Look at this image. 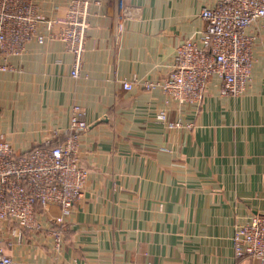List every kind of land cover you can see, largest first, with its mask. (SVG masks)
<instances>
[{"label": "crops", "instance_id": "crops-1", "mask_svg": "<svg viewBox=\"0 0 264 264\" xmlns=\"http://www.w3.org/2000/svg\"><path fill=\"white\" fill-rule=\"evenodd\" d=\"M71 1L32 4L62 21ZM85 1L77 77L73 56L46 26L0 71V138L15 150L62 143L73 106L89 124L78 141L87 176L58 223L60 249L48 231L17 237L5 226V253L18 264H262L236 258L233 236L264 214V22L246 29L252 66L241 95H222L212 76L200 102L179 104L156 83L180 42L200 45V10L216 0ZM133 79L154 87L123 90ZM58 215L51 205L38 220L47 225Z\"/></svg>", "mask_w": 264, "mask_h": 264}, {"label": "built area", "instance_id": "built-area-1", "mask_svg": "<svg viewBox=\"0 0 264 264\" xmlns=\"http://www.w3.org/2000/svg\"><path fill=\"white\" fill-rule=\"evenodd\" d=\"M6 5L11 7L10 13H4ZM31 5L32 0H0V71L7 69L9 54L22 50L25 39L32 35L41 39L34 30H28L27 16L38 15L12 11L31 9ZM199 15L206 23L200 45L192 38L180 42L169 72L156 83L168 101L200 102L211 76L218 78L222 95L238 96L249 79L253 35L246 29L264 22V0H216L211 6L202 7ZM24 30L27 32L22 33ZM73 35L63 33L64 38ZM76 37L70 50L74 54L70 76L74 78L78 76L82 53L78 34ZM137 86L150 89L154 84L137 79L121 82L126 91ZM157 118L165 121L167 117L159 112ZM88 125L81 110L73 106L68 135L60 144L50 145L49 139H45L39 145L17 151L0 138V264H18L5 253L2 244L5 226L11 227V234L17 237L23 231H48L54 249H60L63 232L58 223L75 208L87 176L79 161L78 141ZM51 205L59 208V215L42 225L38 218L46 216ZM233 250L238 259L251 257L264 264V214L252 216L236 229Z\"/></svg>", "mask_w": 264, "mask_h": 264}, {"label": "rangeland", "instance_id": "rangeland-1", "mask_svg": "<svg viewBox=\"0 0 264 264\" xmlns=\"http://www.w3.org/2000/svg\"><path fill=\"white\" fill-rule=\"evenodd\" d=\"M4 8H5V10H4L5 12L4 13H6V12L10 13L11 12V7L10 6L6 5ZM12 11L14 13L15 12L21 13L20 11H28L31 15H38V16H27V18H29V22H30V24L28 23V30L29 31L30 30H34L36 32V34L39 35L38 32H37L38 28L40 26H43V27L46 26V28L50 29V35H51L50 37H54L55 39L61 41L63 43L65 49L71 53L73 58H74L73 51H70V50L73 49L71 44H72L73 41H75L77 39L76 34H78L79 47L82 48V52H83L84 41H85L87 30H88V27H89L88 4H87V2L85 0H79V1L78 0L77 1L73 0V1H71L66 6V10H65V13L63 15L62 21H59L57 19V17L46 18L43 14H39L37 12V10L34 9V5H31V9L30 8H20V9L18 8L16 10H12ZM60 22H61V24H60ZM53 27H57L55 32H53L51 30V28H53ZM21 32L24 33V32H27V31L24 30V31H21ZM64 32H67L69 34L74 33L73 38L72 37L64 38L63 37V33ZM33 36L34 35H32L29 38L25 39L24 42L25 41L27 42L28 40H31ZM61 38L64 39L65 42ZM6 51H7V49H6ZM7 52L8 53H15V52H9V51H7ZM20 52H21V49H19L17 54L18 53L20 54ZM17 54L16 53L15 54H9V56H7V60L11 56H16ZM7 64H8V62H7ZM250 73H251V70H250ZM249 79H250V74H249ZM249 79H248L247 83H249ZM208 82H209V80H208ZM247 83H246V85H247ZM246 85H245V87H246Z\"/></svg>", "mask_w": 264, "mask_h": 264}]
</instances>
